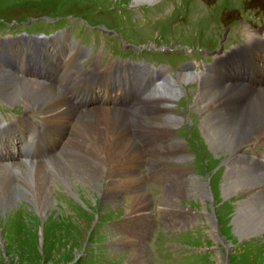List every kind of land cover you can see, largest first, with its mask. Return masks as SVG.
Instances as JSON below:
<instances>
[{"label":"rangeland","instance_id":"rangeland-1","mask_svg":"<svg viewBox=\"0 0 264 264\" xmlns=\"http://www.w3.org/2000/svg\"><path fill=\"white\" fill-rule=\"evenodd\" d=\"M154 2H158L155 6V14L160 15L159 17L162 20H165L164 18H172V20H168L171 25L176 26L182 17L189 18L194 14H200L201 20H186L185 25H190L194 29L198 28L202 39L208 42L215 41L216 32L223 25L222 20H229L233 11L239 13L243 11V7L240 4L235 6L237 0H214L212 4H208L205 0H154L149 4H153ZM132 5H135L132 4V0H0V22L7 24L8 20L31 21L32 18L41 17L42 15L77 14L86 17L93 23H103L121 31L118 26L113 25L116 22V19L113 20V18L115 16L135 20L131 16L132 9L130 6ZM140 5L146 4L142 3ZM228 5L235 7L230 8ZM124 9H127L129 12H124ZM139 9L143 13H147L150 7ZM109 11H111V14ZM175 14L180 16H176ZM210 17L212 21L203 25ZM245 20H251L250 16H247ZM255 24H259V22L256 21ZM0 27L9 30V27L6 25L1 24ZM30 27H35V29L28 30L29 33L47 31V25L41 22L29 25L28 28ZM167 28H169L168 22L154 30L153 35L156 36V40L158 38L161 40L173 38L170 30L168 33H163ZM140 33L141 40L154 39L152 36H146L142 30H137V33L128 32L127 38L130 42L136 43L137 41H141L135 37V35H140ZM3 34L8 35L7 33ZM187 34L189 35L190 32ZM177 36H181L180 32ZM242 40L241 34H234L229 31L227 37L228 44L227 46L224 45V48L228 49L230 45L238 44ZM263 41L261 47H264ZM185 43L194 46L192 43ZM19 51L20 54L18 55L16 48L9 50L7 57L12 61L5 62L0 60V71H15L14 69L22 55L21 50ZM262 52L264 53V49H262ZM16 56L18 58L15 59ZM42 61L48 66V63H51V58L45 56L40 62ZM32 66H35V64H32ZM256 69L258 70V68ZM28 71H26V75L19 73L17 75L20 78L25 77V80L35 79L36 82H43L42 84L44 85L47 82V84L54 85L55 87L53 82L41 80L34 74L35 72H32V70ZM257 73L252 85L251 82L246 81L253 88H258V76L262 74L259 70ZM206 79L208 78H203V81L200 82L199 90L190 91L191 97L186 99V102L188 100L187 105L178 101L179 104L171 107L174 101L172 99H163L164 103L159 107L157 102L160 98L157 99L156 103L153 100L147 99L133 107L132 117H129L125 113L127 121H131L136 126L138 124L142 125L140 126L142 128L138 132L146 131V133L152 134L154 132L160 136L157 142H147V136L143 135V143L146 145L148 154L152 151V155H156L152 156L153 161L145 159L146 155L144 156V151L139 148L134 140V142L132 141L137 151L141 154L138 157L141 158L140 163L136 168L137 170L135 169L137 178L141 181L139 188L145 190L150 200V205L145 206L144 211L131 214L130 210L123 212L122 206H114L113 208L106 206L101 200H94L96 199L94 196L88 193L84 194L83 190H81L82 192L79 191V188V193L73 191L77 196L72 199L64 196L67 194L66 192L51 188L52 206L51 210H48L46 213L38 212L37 209L35 210V207L32 208V205L23 202L19 208L14 204V206H11L7 210L8 212L6 211L0 215V264H130V257L142 254V250H144V260L147 259L150 264H264V201L258 203L254 209L248 208L243 210L246 205H241L240 209L236 208L239 207L238 204L241 201L250 196L247 192L249 187H251L249 180L251 181L254 176L264 179V167L254 164L249 165L247 161L249 155L246 152L247 148L253 144H264V141H261L264 137H260V139H256L255 141L253 140L256 137H253V140L248 145H242L237 152L233 153L234 155L220 154L216 156L212 154L205 144L206 140L200 132V126L202 120L208 121V124L212 122L211 125H218L221 118L214 105L217 104L216 99L218 95L209 93L212 90L204 87ZM232 79L235 82L238 80L237 77H233ZM208 81L213 84L217 83V81L215 82L211 79ZM238 83H242V81H238ZM7 85H12V80L8 81ZM18 85H22V83H18ZM55 89L56 93L60 95L59 97L64 96L65 99H69V105L72 104L74 108L87 109L97 105L93 102L92 104L81 103L82 106L73 104V100L67 93L63 94L56 87ZM0 101L15 109L27 108L28 105L26 103L24 105L23 103L10 105L1 99V97ZM147 101L148 104L146 103ZM206 102L211 108L206 106ZM248 102H250L249 99L244 100L238 106L241 107L243 105L244 107ZM99 106L112 108L111 105ZM145 107H152L153 109L150 108V112H153L152 115L154 116L150 115L151 118H146L145 112L147 109ZM243 107L240 109L242 110ZM258 107L261 109L260 111L264 112V104H260ZM202 108H204V111L201 110ZM33 109L35 108L33 107ZM37 110L44 119L42 111L40 109ZM115 110L126 112L117 107H115ZM239 111L237 114H239ZM77 114H79L78 111L74 112V115ZM75 126L71 127L68 124L60 132L48 125L53 135L63 136L65 134L67 137L68 134L69 136L71 135V130L76 133ZM11 134V128L0 129V141ZM137 136L139 135L137 134ZM147 138L150 141L153 139L152 137ZM38 144V140L30 142L27 154H32V151ZM154 144L156 145L153 146ZM94 157H96L94 160H103L102 156L97 154ZM85 159H87L86 156L79 151H74L66 141L58 151L50 153L45 161H43L44 163L36 162V164H28V162H15L6 168L5 166L10 164L7 162L12 163L14 160L0 162V179L2 178L1 175L9 173V170L12 171V167L17 169L16 174L12 175L10 173L14 177L19 173V168L27 171L28 167H33L34 169L41 170L45 177L54 178L52 181H47V183L51 184L54 181L56 184L55 179L58 172L54 171L55 174L54 172H50L52 167L61 166L66 162L70 163L71 166H74L75 162L85 165ZM94 160H91L92 163L89 164L91 167L93 165L95 167ZM143 160L146 161V164L152 161L151 164L153 166L148 165L147 169V172L152 173L151 178H162L159 179L160 184L154 196L149 194L145 177L142 175L143 173L139 172ZM22 163L28 165H22ZM156 163H158L157 166H155ZM117 164L115 163V165ZM112 166V164L105 162L102 176H106L107 174L113 175ZM205 168L209 172L206 173ZM140 170H142V167ZM207 176L211 177L212 197H210L211 193L208 190L209 179ZM224 176L228 178L230 185L232 180L235 181L234 185H238L233 191L229 188L230 193L233 192L235 194L234 196L228 198L223 196L221 189L222 185L225 184L223 182ZM194 178L197 182L203 184L202 192L195 189V194H198L199 197H195L192 193H187L189 192L187 190L188 186L194 181ZM15 180L17 179L15 178ZM100 181V188L104 187V192L105 177ZM133 187L136 189L135 185ZM176 187L175 193L181 190V194L174 200L173 206L169 207L170 209L167 208L168 211H166L165 205L162 204L163 201L160 200L165 196V192L173 191ZM140 191L137 190L133 194H139ZM132 195L130 192L123 190L119 191L116 195L112 194L110 196L115 200L116 196L122 198L124 200L122 201L124 204H122L123 208L128 207L129 209L130 201L133 200ZM157 201L161 203L158 205ZM158 208L161 210L160 215L165 225L158 241L154 242L153 236L156 227L152 214ZM133 216L138 218L136 219L137 221L132 220ZM208 219H211L213 225H211ZM130 221L137 223H131V229H126ZM120 236L130 244L123 246V248L117 247L116 242L122 239ZM113 243L116 244L115 247H113ZM131 244L137 245V248L134 249Z\"/></svg>","mask_w":264,"mask_h":264},{"label":"bare ground","instance_id":"bare-ground-1","mask_svg":"<svg viewBox=\"0 0 264 264\" xmlns=\"http://www.w3.org/2000/svg\"><path fill=\"white\" fill-rule=\"evenodd\" d=\"M152 1L154 0H132V4H139V5L142 3L149 4ZM261 43L259 44V48L262 51L264 47H261ZM256 68H258L260 72L264 73V70H262L259 67H254L249 70L243 68L237 70L235 75L233 76L238 78L237 82H235L233 79L228 83H225L222 80L213 79L215 82L217 81L216 84H213L208 81L210 80L209 78L206 79L204 87L212 90L209 91V93L215 94L216 96L218 95L216 99L217 104L214 105L221 119L218 125H213V124L211 125L212 122L208 124L207 123L208 121L205 122L202 120V124L200 126V132L204 137V139L206 140L205 141L206 146L211 151V153L215 154L216 156L220 154L234 155L233 153L237 152L242 145H248L249 142L253 140V137H256L253 141H255L256 139H260V137H264V112L260 111L261 109L258 107V105L264 104V89L260 88V85L262 84L260 81L258 82L259 84L257 86L258 88H253L252 86H249L248 83L246 82L249 81L251 82L252 85L253 80L256 78V75L258 74L257 73L258 70ZM14 70L15 71L13 72L0 71L1 99L9 103L10 105H13L15 103H23L24 105L26 103L28 104L27 108L33 109L34 107L35 109H40L42 111V114L44 115V121L46 122V124L50 125L53 128H56L60 132H62L65 126L68 125L69 122L73 119V117L75 116L74 112L78 111L80 113L79 118L77 117V120L74 124L76 125L74 128L76 129L75 130L76 133H74L73 130H71L70 136L68 134L67 137L64 134L61 137H63V140L66 138L67 144H70V146L74 149V151L76 152L79 151L84 156H86L87 159L84 160L85 165H83L82 163L79 164L78 162H75L74 166H71L70 163L66 162L61 166L52 167L50 172H54V171L58 172L57 173L58 175L55 179L56 184L54 183V181L51 184H49V182L47 183V181H52V179L54 178L45 177L44 173L41 170H37L36 168L34 169L33 167H28L29 169L27 171L19 168L18 169L19 173L16 175V177L11 176V174L13 175L17 173V169L12 167V171L9 170V173H4L3 175H1L2 178L0 179V215L6 212L7 210H9L11 206H14V204H16L17 207L19 208L20 204H22L23 202L32 205V208L35 207V210L37 209L38 212L46 213L48 210H51V206H52V199L50 196L51 188H54L55 190L60 189L62 190V192H66L67 194L64 193L65 195L64 194L63 195L69 199L75 198L77 196L73 191L78 192V188H79V191L83 190L84 194L88 193L94 196L96 198L94 200L97 201L101 200L106 206L112 208L114 206L116 207L122 206V209L124 210L123 212L130 210L131 214H136V212L138 211H144L146 208L145 206L150 205V200L145 190L139 188L141 181L139 180V178H137L135 169L138 167L140 163L141 158L138 157H140L141 154L137 151L133 143L134 142L133 139L140 138L144 142L143 135L145 134L147 137L153 138L152 141H150L146 137L147 142H157L159 141V137H160L158 136L159 134L156 135L154 132L153 134L146 133V131L138 132V130L142 128L140 127L142 125L138 124L136 126V124L131 123V121L130 122L127 121L125 114L126 112H119L118 110H115L114 106H112V108H107L99 105H94L91 106V108L86 107L87 109L74 108L72 104L69 105L68 102L69 99L68 100L65 99L64 96L59 97L60 95L56 93L55 91L56 89L54 85L47 84V82L46 85H44L42 84L43 82L41 83L36 82L35 79L33 78H31L33 80H25L24 79L25 77L21 76L22 78H20L17 74L19 73L22 75H26L27 73L26 70L20 71L18 67H15ZM34 74L37 75L39 79L44 81L46 80L45 77L39 76L37 73ZM11 80H12V85L10 86L7 85L8 81ZM184 80H186V77H183L181 79V81ZM238 81H242V83H238ZM18 83H22V85H18ZM50 83L52 82L50 81ZM257 92L258 94L253 99V94ZM247 99L252 101V103L248 106L249 108L247 107L246 110L243 111L240 109L241 107H243V105H241V107H239L238 105L242 101ZM72 102L73 104H75L74 101ZM146 103L148 104V101ZM88 104H92V102ZM77 105H81V103H78ZM206 106H208L207 102H206ZM208 107L211 108L210 106ZM150 108H146L147 109V111L145 112L146 118H151L150 115H152L153 112H150ZM203 109L204 108H202L201 110L204 111ZM238 111L239 114H237ZM137 134L139 136H137ZM73 137L74 139L72 140ZM96 154L102 156L103 160L102 161L98 159L94 160L96 158L94 157V155ZM148 155H149V159L153 161L152 151H150ZM91 160L95 161V167L94 165L93 167L89 165L90 163H92ZM15 162L17 161L14 160V162L12 163L7 162L10 164L6 165L5 167L8 168L7 166L13 165ZM105 162H108L109 164L113 165L112 166L113 175L107 174L106 176H102L105 168ZM31 163L33 162H30L28 164ZM115 163L118 164L115 165ZM28 164L22 163V165H28ZM157 165L158 163H156L155 166ZM228 168L231 169L230 167ZM103 177H105V182H106V183L104 182L105 184L104 192H103L104 187L100 188V184H101L100 180H103ZM15 178L17 180H15ZM223 180H224L223 182L225 183L222 185V189H221L223 196L227 198L230 196H234L235 194H233V192L230 193L229 188H231L233 191L234 188L238 185L237 184L234 185L235 181L233 180L230 185L228 178H226L225 176ZM28 183H30L31 185ZM249 183L251 187L247 185L249 187L247 192L250 196L246 198L247 199L250 198V199L249 200L245 199L241 201L238 204L239 207H236L237 209L238 208L240 209L241 205H246V207H244L243 210H246L248 208L254 209V207L258 203L264 201V179H260L254 176L252 177L251 181L249 180ZM133 185L136 186V189L135 187H133ZM202 185L203 184L201 182L200 183L197 182L194 178V181L191 184H189V186L187 185L188 186L187 190L189 191L187 193H192V195L194 194L195 197H199L198 194H195L196 193L195 189L202 192L203 191ZM176 189L177 187L173 191L165 192V196L162 197V199L160 200L163 201L162 204L165 205L164 207L166 211H168L167 208L173 206V204L175 203L174 200L178 197L179 194H181V190L178 193H175ZM123 190L130 192L131 195L135 191L141 190L139 194L135 193L132 195L133 200L130 201L129 209L128 207L123 208L124 204L122 203V201L124 200L122 198L116 196V200H115L110 196L112 194L116 195L119 191H123ZM20 210H22V208H20ZM205 213L208 214L206 211ZM136 219L138 218L133 216L132 220L137 221ZM208 221H210L211 223V219H208ZM131 223L136 224L137 222H131V221L128 222L129 226L126 229H131L130 227ZM211 225L213 224L211 223ZM211 234H213V232H211ZM116 244L117 247L123 248V246H128L130 243H128L124 238H122L120 239L119 242H116ZM116 244L113 243V247H115ZM131 246L134 249L137 248V245L135 244L134 245L131 244ZM142 251H143L142 254L133 255L130 257L131 258L130 264H150V262L147 259L144 260L143 258L144 250Z\"/></svg>","mask_w":264,"mask_h":264}]
</instances>
